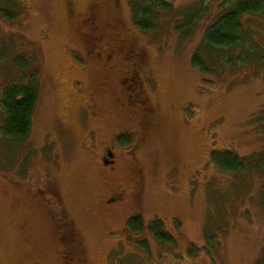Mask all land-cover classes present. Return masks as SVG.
Here are the masks:
<instances>
[{"label":"rangeland","instance_id":"rangeland-1","mask_svg":"<svg viewBox=\"0 0 264 264\" xmlns=\"http://www.w3.org/2000/svg\"><path fill=\"white\" fill-rule=\"evenodd\" d=\"M162 1L171 9L151 10L142 30L135 0H0V96L38 86L24 143L2 136L0 105V264H264V175L247 161L264 153V62L215 58L200 73L193 53L232 7ZM241 24L264 54V10ZM103 147L119 161L112 175ZM226 153L244 169L218 170L212 157ZM115 186L124 198L105 207ZM157 221L169 241L148 229Z\"/></svg>","mask_w":264,"mask_h":264},{"label":"trees","instance_id":"trees-1","mask_svg":"<svg viewBox=\"0 0 264 264\" xmlns=\"http://www.w3.org/2000/svg\"><path fill=\"white\" fill-rule=\"evenodd\" d=\"M226 4L231 6L230 10L220 15L217 20L209 26L193 53L191 64L200 73L210 72L208 64H214L215 58H220L229 65L238 63L247 65L248 62L260 59L264 62V54L261 48H252L248 42L249 36L243 34L241 18L245 15H257L264 10V0H227ZM227 5L225 7H227ZM136 25L142 30L148 29L146 21H149L151 10L169 11L170 6L162 0H135L134 6ZM204 9V7H203ZM203 12V10L201 11ZM198 20V13L190 17H184L178 25L177 30H191V26ZM242 47V53L236 54L237 48ZM236 54V55H235ZM38 99V86L34 79L26 84H10L6 86L0 96V105L4 113L1 125V134L10 144L24 143L30 134L33 114ZM252 170L264 175V153L249 157ZM212 162L223 172H240L245 167L246 159H238L229 153L213 155ZM144 229L140 219L134 218L129 223L130 233L140 234ZM148 229L159 241H169L171 237L162 233V224L157 221Z\"/></svg>","mask_w":264,"mask_h":264},{"label":"flooded vegetation","instance_id":"flooded-vegetation-1","mask_svg":"<svg viewBox=\"0 0 264 264\" xmlns=\"http://www.w3.org/2000/svg\"><path fill=\"white\" fill-rule=\"evenodd\" d=\"M96 12H97V10L94 7L93 8H90V12H89L90 17L87 20H85V19L84 20L87 21V22L90 21L91 24L95 23V15H96ZM92 27H93V30L96 29V27L94 26V24L92 25ZM106 57H107V59L104 60L103 63H105V62L108 61L109 64H110L111 63V60H110L111 56L110 55H106ZM105 66H109V65L106 64ZM125 81H126L125 79H121L119 85L124 84ZM141 109H143V108H141ZM142 111L145 112V115L144 116H141V119H140V121H141V123H140V125H141V127H140L141 128V131L140 132L138 131V133H139L138 138L137 139H134V142H133V145L134 146L137 145V144H139L140 141L143 142L144 137H145L146 130L148 128V122H147L146 119L144 121V117L146 116L147 113H148V115H152V113H153L152 112L153 109L151 110V107H149V110H142ZM145 123H146V127H145ZM136 134H137V132H136ZM114 136H115V138L113 139L112 142L113 143H116V137L118 135H114ZM125 142L121 143V145H123V146L126 145L127 143H125ZM92 146H94L95 148H97L99 146V144L92 145ZM109 149H110V147H109ZM109 149H108V147H103L101 149L100 153L98 154V164H99V166H101V169H102V172L103 173L112 175L113 173L118 172V162L119 161H118V158H117V155L115 154V152L114 151H111ZM134 175L137 176V174H134ZM136 182H137V180H136ZM135 193H136V188H135ZM131 196H134V194H132ZM136 196H137V193H136L135 197ZM123 198H124V192H123V190L120 189V187L115 186V188L110 189V192L108 193V195L106 196V198L102 201V204L105 207L114 206L117 203H119L120 201H122ZM137 199H138V196H137Z\"/></svg>","mask_w":264,"mask_h":264}]
</instances>
